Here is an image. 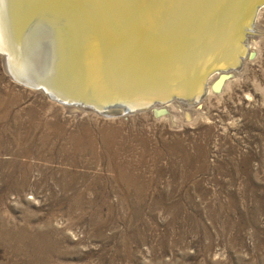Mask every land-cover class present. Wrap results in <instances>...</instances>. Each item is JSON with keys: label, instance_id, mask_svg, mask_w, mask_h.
<instances>
[{"label": "rangeland", "instance_id": "rangeland-1", "mask_svg": "<svg viewBox=\"0 0 264 264\" xmlns=\"http://www.w3.org/2000/svg\"><path fill=\"white\" fill-rule=\"evenodd\" d=\"M258 27L249 48L259 39V54L209 98L205 126L158 120L153 106L115 118L68 111L11 81L0 56V264H264ZM207 127L186 173L192 160L178 154ZM110 164L125 176L106 177ZM126 177L139 192L124 194Z\"/></svg>", "mask_w": 264, "mask_h": 264}, {"label": "bare ground", "instance_id": "bare-ground-1", "mask_svg": "<svg viewBox=\"0 0 264 264\" xmlns=\"http://www.w3.org/2000/svg\"><path fill=\"white\" fill-rule=\"evenodd\" d=\"M263 15L264 0H0V45L12 47L18 72L50 95L24 88L68 111L104 116L100 112L147 109L157 101L151 113L158 120L205 126L209 98L238 85L246 62L259 54V39L250 40L251 50L249 39L258 36ZM252 18L253 34L242 52L241 37ZM207 129L203 142L192 139L191 152L178 154L192 160L189 168L180 162L186 173L197 161L193 150L203 149L212 130ZM107 169L106 177L125 176L111 164ZM129 179L118 180L124 194L139 192Z\"/></svg>", "mask_w": 264, "mask_h": 264}, {"label": "water", "instance_id": "water-1", "mask_svg": "<svg viewBox=\"0 0 264 264\" xmlns=\"http://www.w3.org/2000/svg\"><path fill=\"white\" fill-rule=\"evenodd\" d=\"M255 16V15H254ZM253 16V18H254ZM253 18L250 22V25L248 24V27L246 29V32H244L243 36L241 37V46L242 48L245 46V38L248 34H253L252 31V21ZM12 47H9L8 45H0V56L2 57V61H1V67L4 65L3 70H5L6 74L11 77L16 83L20 84L21 86H27V87H31L34 88L35 90H41L42 92H44L47 95H50V93L48 91H46L44 89V86L42 84H38V83H34L32 79H29L28 76H25L21 71L18 72V70L15 68L14 66V59H13V54H12ZM244 51V48L242 49V52ZM6 56L8 58V61L6 60ZM32 84V85H31ZM204 84H206L204 82ZM204 86V85H203ZM205 88V87H204ZM204 91V90H203ZM176 99V97H172L171 100ZM56 100V99H55ZM61 103L66 104V105H72V106H76V104L79 103H75V102H69V103H64L63 101L60 100ZM154 104H158L157 101H152L149 106H153ZM144 106L142 107H136L134 109H123L121 110H107V111H103L100 112L101 114H103L104 116H122V115H126V114H130V113H134V112H140L143 111ZM94 111L97 112V110L94 109Z\"/></svg>", "mask_w": 264, "mask_h": 264}]
</instances>
